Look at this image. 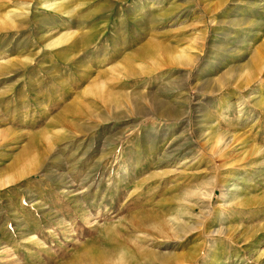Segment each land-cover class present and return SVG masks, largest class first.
<instances>
[{"label": "rangeland", "instance_id": "rangeland-1", "mask_svg": "<svg viewBox=\"0 0 264 264\" xmlns=\"http://www.w3.org/2000/svg\"><path fill=\"white\" fill-rule=\"evenodd\" d=\"M117 263L264 264V0H0V264Z\"/></svg>", "mask_w": 264, "mask_h": 264}, {"label": "bare ground", "instance_id": "bare-ground-1", "mask_svg": "<svg viewBox=\"0 0 264 264\" xmlns=\"http://www.w3.org/2000/svg\"><path fill=\"white\" fill-rule=\"evenodd\" d=\"M226 73H227V74H226L227 76H231V75H232V72L230 71V69H229ZM233 73H234V72H233ZM232 76H233V75H232ZM143 225H144V224H143ZM141 226H142V225H141ZM179 227H180V224H179ZM177 229H178V228H177ZM117 260H118V259H117ZM119 260H120V259H119ZM119 260H118V261H119ZM119 262H120V261H119ZM119 262H118V263H119ZM121 262H122V261H121ZM118 263H117V264H118Z\"/></svg>", "mask_w": 264, "mask_h": 264}]
</instances>
